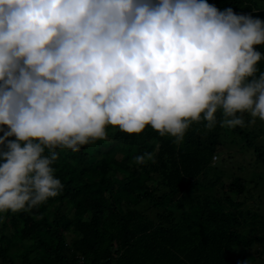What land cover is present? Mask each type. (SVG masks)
<instances>
[{"label":"clouds","instance_id":"obj_1","mask_svg":"<svg viewBox=\"0 0 264 264\" xmlns=\"http://www.w3.org/2000/svg\"><path fill=\"white\" fill-rule=\"evenodd\" d=\"M257 45L264 20L207 0H0V214L58 197L57 149L109 128L180 145L194 124L264 123Z\"/></svg>","mask_w":264,"mask_h":264},{"label":"trees","instance_id":"obj_2","mask_svg":"<svg viewBox=\"0 0 264 264\" xmlns=\"http://www.w3.org/2000/svg\"><path fill=\"white\" fill-rule=\"evenodd\" d=\"M260 2L207 0L253 15ZM223 129L194 124L177 145L150 127L139 137L109 128L108 141L79 152L57 149L53 166L64 189L31 212L0 214V264H72L78 253L87 264H242L253 241L263 255L264 223L242 231L245 220L259 218L255 211L226 212L214 196L196 194L212 192L233 171L211 163ZM240 129L242 144L255 152L248 167L238 164L236 171L251 169L258 174L255 186H262L264 149ZM137 156H145L143 165ZM245 181L234 177L225 189L242 194ZM223 201L236 206L229 196Z\"/></svg>","mask_w":264,"mask_h":264},{"label":"rangeland","instance_id":"obj_3","mask_svg":"<svg viewBox=\"0 0 264 264\" xmlns=\"http://www.w3.org/2000/svg\"><path fill=\"white\" fill-rule=\"evenodd\" d=\"M251 15L264 20V3L260 2L258 9L255 10V15ZM261 48L264 49V47ZM248 119L249 117L246 116L245 120L247 121ZM244 129L245 132H248L249 134L251 133L250 137L251 142L254 144L253 146L262 147L264 149L263 145L258 144L259 142H264V123L257 119L256 123L247 124L245 127H243V130ZM238 133L241 134V136L243 134V131L240 129V127H237V130L224 128L220 133L216 150L213 153V156L215 155L216 159L213 160L212 157L211 160L213 166L218 167V165L221 164V167H223L224 170L233 169V171H226L227 173L221 178L220 184H218L212 192H202V187L198 186V189L201 190V192L198 191L196 194L200 195V193H204L212 197L214 196L217 198L214 202L215 205L219 203V200L222 201L226 212L234 213L242 209V211L249 210L251 213L255 211L259 217L258 219L255 221H250L247 219L243 222L242 231L250 232L252 229L259 230L264 223V183L262 186H255V180L258 178V174L251 171V169L246 170L247 172L243 174H240L236 171L238 164H244L248 167V163L254 160L253 152H255L251 148H247L242 144L245 141L240 138ZM234 177L246 179L245 189L242 194L231 193L225 189ZM204 194H202V196ZM225 196L231 197V200L236 206H228L223 201ZM254 240L258 241V234H255ZM260 250L261 244H257L255 241H253L250 245V248L247 250L249 255L247 258L249 260V264H264V251L262 250L263 255H260Z\"/></svg>","mask_w":264,"mask_h":264},{"label":"built area","instance_id":"obj_4","mask_svg":"<svg viewBox=\"0 0 264 264\" xmlns=\"http://www.w3.org/2000/svg\"><path fill=\"white\" fill-rule=\"evenodd\" d=\"M73 264H87V261L83 255L76 254L73 259Z\"/></svg>","mask_w":264,"mask_h":264}]
</instances>
